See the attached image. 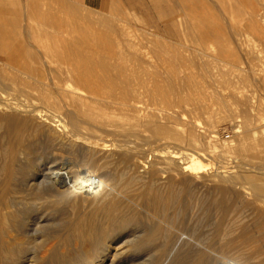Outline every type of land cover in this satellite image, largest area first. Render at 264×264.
<instances>
[{"label":"bare ground","instance_id":"obj_1","mask_svg":"<svg viewBox=\"0 0 264 264\" xmlns=\"http://www.w3.org/2000/svg\"><path fill=\"white\" fill-rule=\"evenodd\" d=\"M53 9L38 11L42 16L51 11L52 20ZM256 14L251 24L232 25L238 46L244 28L256 35ZM57 18L41 21L38 29L45 34L51 26L57 35L63 25ZM195 26L200 39L213 34L205 23ZM58 35L47 37L55 45L50 51L57 60L56 72L42 74L43 67L39 76L33 70L27 77L21 72L7 78L26 84L21 87L0 80V264H264V106L253 89L262 82L264 91L260 46L243 56L218 49L212 55L207 51L214 47L201 46L200 61L187 64L196 71L176 64L183 58L176 50L167 56L164 78L160 64L168 62L162 54L153 56L155 50L152 55L131 54V45L127 53L118 49L116 37L85 33L71 40L69 34V41ZM220 57L239 68L230 86L235 100L217 90L231 82L222 76L225 62L221 65ZM211 93L220 109L211 110L209 125L240 117L245 128L237 131V140L195 159L191 150L163 147L149 156L131 144L130 137L149 131L144 137L160 141V146L176 141L199 149L202 134L196 122H177V114L168 108L190 102L193 109L206 111L199 98ZM141 98L162 105L146 110L138 105ZM55 145L66 151L68 160L58 162ZM208 155L235 157L237 164L210 168ZM210 210L214 223L208 219Z\"/></svg>","mask_w":264,"mask_h":264},{"label":"rangeland","instance_id":"obj_2","mask_svg":"<svg viewBox=\"0 0 264 264\" xmlns=\"http://www.w3.org/2000/svg\"><path fill=\"white\" fill-rule=\"evenodd\" d=\"M255 1L256 0L250 1L252 3V4L250 3L252 5L251 6L248 3V1H246V0H238V1L237 0H90V1L89 0H75V1H73V0H65V1L64 0L63 1L62 0H32V1H29V0H10L9 2H6V4L0 5L3 7H6L4 10H0V80H5V81L7 80V82H8L9 77L11 78L14 76V74H18L21 72H25L26 74L22 75V73H21L20 75L27 77V75L28 74L30 75L31 71H33V70H37V72L40 73V74H38V76H39V75H41L42 71L45 68H46L45 69L46 71H44L42 74H45V72H46V75H49L50 73L52 74V72H56L55 69H57V67H55V66H57V65L55 63L57 60L55 58H53L52 51H50L51 50L50 48L52 46H55V45H54V42H52V41L49 42L48 39H50L52 37H53V39H54V37L58 38V37H60V35H58L60 33L63 34L64 37H66L69 41H71L72 39L78 38V37H83L85 35V33H86V35L88 34V36H92V37H96L99 35L108 36L111 38L116 37V40L120 42V48H118V49L125 52V53H127L126 52L127 50L129 51L131 49L132 51L131 52L129 51V53H131V54L132 53L133 54H139V52L141 53V55H143V54L152 55L153 54V56H156L155 54H157V55L162 54L160 57L164 58V60L167 62H168L167 56L172 55V54H176V50H177V52L181 53L180 55H182L183 58H181L180 60L178 59L177 61L175 60V61L178 62V63H176L178 65L184 64V66H182V68L180 67L182 70H184L183 68L189 69L188 67L190 66V64L188 66L187 65L188 62L191 64L192 63L197 64L200 61V57H199L200 52H198L199 49L197 50V48H199L201 46H203V47H207V46L208 47H214L212 52L207 51L208 54L217 55L218 54L217 52H220V53L224 52V55L225 54L230 55V54L236 53V51H237L236 54L239 56H243L244 53L247 52L249 48L254 47V45L256 47L260 46L259 51H261V53L259 52V55L263 59V57H264V42L262 39H263L264 35H262V34L264 33V29H263L264 23H262V22L264 21V19L261 20L260 17H261V15L264 17V11H262V10H264V5H263V9L261 8L262 3L264 1L262 0L263 2H261L260 0H258L259 3L257 1L255 2ZM256 3L259 5V7L257 5L256 6L259 9L261 8L262 10L258 9V11L255 12V10L257 9V7L255 6ZM58 6H59V8L63 7V6L64 7L66 6V7L64 9H58ZM236 6H238V7L241 6V8H239L240 10L236 9V8H238ZM29 7L31 10L29 9ZM41 7L47 8V9L50 8L51 10L56 7L55 9H53L54 10L53 11V17L55 16V18L52 19L53 21L49 20V18H48L50 15H52L51 11L47 15L46 14H44L43 16L40 15V11H38V10ZM243 7H245L246 9H244ZM250 7H252V10ZM254 8H255V10H254ZM241 11H243V12L241 13ZM258 13L260 15L259 17H257ZM8 14H12V15H10L9 19L7 18ZM57 14L59 15V19L57 18ZM250 14L253 16H255L254 14H256L255 19L257 22L256 28L258 29L257 33H256V35H255V33L252 34V33H250V31L252 32V30L249 29V32H248V29L244 28V34L245 35H243L241 38L242 39L241 46H238L235 43V40H233L232 25L235 24L239 27L240 25H244V23L245 24H251L253 19H251ZM234 15H236L235 18H233ZM240 15H242V16L240 17ZM263 17H261V18H263ZM56 18L58 19V21L60 20V22H63V25L59 27V30H57V31H59V33L57 32L58 37H56L57 35H55L56 30L54 28H52L51 26L46 28L45 34H44V32H42L41 30L38 29L39 23H42L43 20H48L49 22L53 23ZM233 19H235V21ZM237 19L238 20L242 19V20L237 21ZM173 20H175V21H173ZM258 20L260 23L258 22ZM231 21H232V24H231ZM245 21H247L248 23ZM69 22H71L70 24L72 26V29H70L71 26H68V25H70ZM237 22L238 23L240 22V23L238 24ZM199 23H205V24L209 25L210 29L213 31V34L207 36L206 38L200 39L198 29L195 26ZM8 24H10V25H8ZM190 24H191V26L193 24L195 27L192 26V28H191ZM74 25H75V28H74ZM8 26H10V27L8 28ZM35 26H37V28H34ZM76 26L78 29L76 28ZM73 30H74V33L76 32L75 34L73 33ZM112 30H113V32H112ZM80 31H83V35H82V32H80ZM90 31H91V33H90ZM41 32H42V34H39ZM246 32H247V34H246ZM9 34H11V35H9ZM69 34H71L70 35L71 37L69 36ZM259 36H260V38H259ZM47 37H48V39H47ZM69 37L71 38V40L69 39ZM9 38H10L12 44L10 43ZM60 38H63V36ZM257 38H258V41H257ZM44 39H45V41H44ZM251 39H253V41H251ZM159 40H160V42H159ZM142 42H143V44H142ZM155 42H156V44H155ZM259 42H260V44H259ZM41 43L43 46L41 45ZM49 43H50V45H49ZM124 43L127 44L126 47L128 49L124 46V45H126ZM6 44H8V45H6ZM46 45H47V47H46ZM130 45H131V48H130ZM243 45H244V48H243ZM25 46H28V48ZM233 47H235V50ZM183 48H184V50H183ZM215 49L216 50L220 49V50L219 51L217 50V52H216ZM226 49L227 50L230 49L232 53L226 52ZM154 50H155V52H154ZM137 51H139V52L137 53ZM151 52H154V53L151 54ZM179 53H177V54H179ZM163 55H165L166 57ZM187 55L193 56L192 60H188ZM43 56H45V57H43ZM160 57H158V59H160ZM222 57H220V59H218L220 61L219 63L221 65H224V62H225V66L220 67V69L224 68V69H222L221 73L223 74V72H224L225 74L222 76L224 77L227 75L228 77L226 76L225 80L230 79L231 82L228 84L227 83L224 84L223 81L221 83L219 82L222 87L224 84V87H226V88H224V87H223V89L218 88V87H221L220 84L218 83L219 86L217 87L218 88L217 90L218 91L220 90L219 91L220 93H225L224 95H226V96L227 95L231 96V91H232L231 87L233 85V76H234V74L239 72V68L236 69L235 66L233 64H231V61H228L229 62L228 63L226 61V59L225 58L222 59ZM158 59H156V60H158ZM44 60H45V62H48L51 60L52 63L49 65L50 67L49 66L45 67L44 65L43 66L41 65L44 62ZM160 60H161V62H164L163 59H160ZM211 60H212V58H211ZM214 60L216 61L217 59H214ZM221 60H225V61L221 62ZM33 61H34V63H33ZM158 63H159V61H158ZM168 64H169V62L163 66H162V64H160L161 68L159 67L160 68L159 69L160 75L164 78L167 77V75H165L166 73L164 71L167 72V69H169ZM258 64H259V62H258ZM29 66H30V68H29ZM227 66H230V68L228 69ZM231 66H232V68H231ZM43 67H44V69H43ZM192 67L190 66V69L189 70L185 69V71H191ZM51 68H52V70H51ZM195 68L196 67H193L192 70H195ZM231 69H232V72H231ZM40 70H42V71H40ZM223 70H225V71H223ZM233 70L235 73L233 72ZM220 71H218V72L220 73ZM227 71L230 74V76L228 75ZM3 74H4V76H3ZM36 74H35V76H37ZM231 74H232V76H231ZM32 75H34V73H32ZM219 76H220V74L218 75V78H219ZM222 76H220V77L223 78ZM220 80H222V79H220ZM8 84L11 87H16V86L21 87L23 85H26L25 83H21L20 81L14 83V84L11 82H8ZM254 85H256V86H254L253 89L256 91L255 93L259 97H260V95L262 96L261 100H263L262 104L264 106V91H263V89L259 88L263 85V83L261 82L258 84V82H257ZM228 87H229V92H227ZM249 88H250V86H248V89ZM218 91H216L215 93L220 94ZM13 93H15V92H13ZM17 94L19 97L24 98L21 93L17 92ZM221 95H223V94H221ZM207 96H208L209 100H208V98L206 99ZM207 96L206 97L202 96L203 98L200 96V98H199L200 102H203V105L205 106V109L207 112L204 109H200L201 111L193 109V105L190 102H186L188 104L190 103L189 105L186 104L185 102H182V103L181 102H178V103L175 102V103H173L174 106L172 104V106L171 107L169 106V108H168V111L171 110L170 112L173 111L172 113L177 114V117H178L177 122H178V120L179 121L182 120L181 121L182 123H185L188 121L196 122L197 131L200 132V134H202V138H200V143H199V146H200L199 149H202V150L196 149L195 146H193L192 144L185 143V142L179 144V142H176V141L169 143L168 146H165V145L160 146V144H161L160 141H155L153 138H150V140H149L148 137H147V139L144 137V135L148 136L150 134L149 131H144L142 133L143 135L140 134L138 137H137V135H136V137H135V135L130 137L131 144L134 147H136L137 149H145L147 152V155H149V153L152 150H156V149L163 148V147H169V148L171 147L170 149H174V150H185V149L191 150L194 154L193 159H195L197 157H202L204 155V153H207V154L212 153V151L219 149L220 145H223L224 143H232V141H234L235 139L237 140L238 132L241 133L242 129L245 128L242 124L243 122H242L241 118L240 117L225 118L223 120H220L218 122V124H216L215 126L212 127L213 128L212 129L211 126L209 125L208 120L211 117V112L214 110L217 111L216 108L219 110L220 106L217 103L219 101L217 100V98L215 96L212 95V93L208 94ZM230 96L229 97L227 96V99L229 98L228 100H230ZM231 97H232V100L233 99L235 100V95H234V97H233V95ZM213 98H214V101H212ZM138 100L140 101V103L138 101V103H139L138 105H141L146 110L153 108V107L155 108L157 106L159 107V105L160 106L162 105V103H159V102L157 105V101H155V100H153L154 102L152 100L149 101V99H147V98H141ZM143 100L146 102H143ZM205 100H207V101H205ZM208 101H210V102L208 103ZM231 101H229V109L233 110V109H235L236 105H235V101H232V104L230 103ZM148 102H149V104H148ZM145 104H146V106H145ZM175 104H176V106H175ZM207 105H209L210 107ZM179 106H181V107H179ZM232 107H233V109H231ZM178 110L181 111V113ZM240 124H241V126H240ZM212 131H213V133H212ZM137 141H139V142H137ZM170 141H172V140H170ZM54 147H56V148H54ZM53 148L55 150L54 153L56 155L58 154L56 156L58 162H60L61 160L66 161L69 159L67 157V153L64 154V152H66V151H63L59 146L55 145V146H53ZM193 150H195V151H193ZM58 151H60V153ZM63 156H65L64 159H63ZM149 156H151V155H149ZM209 156L210 155H208V157ZM49 160H50V158H49ZM207 161L209 162L208 167H210V168L211 167L215 168L217 166H222V165L234 166L237 164V159L235 157L229 158V159H223V160H222V158L209 157V160H207ZM234 169H236V168H234ZM212 212L213 211L210 210V212L207 213L208 219H210L209 217L212 216ZM214 217L215 216L213 213V217H211V218H214ZM50 218H51V215H50ZM210 220L212 221V222L209 221L210 223H214L213 221H215L214 219L213 220L210 219ZM120 243H122V242H120ZM122 244H120V246ZM127 247L128 246L126 244L125 245L123 244L121 246L122 249H125V248L127 249Z\"/></svg>","mask_w":264,"mask_h":264},{"label":"crops","instance_id":"obj_3","mask_svg":"<svg viewBox=\"0 0 264 264\" xmlns=\"http://www.w3.org/2000/svg\"><path fill=\"white\" fill-rule=\"evenodd\" d=\"M10 0H0V5L1 4H6V2H9ZM73 1H75V0H73ZM90 1V0H89ZM6 7H3V6H0V10H4ZM10 13V12H9ZM10 15L11 14H8L7 15V18L9 19L10 18Z\"/></svg>","mask_w":264,"mask_h":264}]
</instances>
